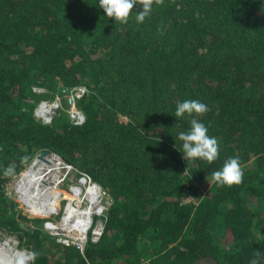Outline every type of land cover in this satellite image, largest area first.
<instances>
[{
  "label": "trees",
  "instance_id": "1",
  "mask_svg": "<svg viewBox=\"0 0 264 264\" xmlns=\"http://www.w3.org/2000/svg\"><path fill=\"white\" fill-rule=\"evenodd\" d=\"M78 85L83 124L62 109L50 124L33 115L55 94L65 108ZM184 100L210 108L198 119L219 142L212 164L182 159ZM44 149L111 199L82 251L44 252L46 233L2 188ZM231 157L243 181L217 187L211 174ZM0 229L32 245L30 264H250L264 253V0H164L127 24L98 0H0Z\"/></svg>",
  "mask_w": 264,
  "mask_h": 264
},
{
  "label": "clouds",
  "instance_id": "2",
  "mask_svg": "<svg viewBox=\"0 0 264 264\" xmlns=\"http://www.w3.org/2000/svg\"><path fill=\"white\" fill-rule=\"evenodd\" d=\"M163 3L164 0H98L104 16L121 24H127L133 13L136 22L143 23L153 6H160ZM209 111L210 108L198 100H184L176 105L175 117L178 120L189 118V129L178 133V140L182 142L181 154L184 161L202 160L212 164L218 159L219 142L215 137L208 135L207 127L198 119ZM243 176L244 169L239 157H231L225 160L220 170L211 174V181L217 187L238 186L242 183ZM35 255L30 253L28 258L32 259ZM262 260L264 253L257 250L250 264H261ZM19 264H23V259Z\"/></svg>",
  "mask_w": 264,
  "mask_h": 264
},
{
  "label": "rangeland",
  "instance_id": "3",
  "mask_svg": "<svg viewBox=\"0 0 264 264\" xmlns=\"http://www.w3.org/2000/svg\"><path fill=\"white\" fill-rule=\"evenodd\" d=\"M36 156H38V159L40 160H44V159L51 160L50 162L46 163L45 167L49 165L50 168L56 170L50 171L45 177L47 181H50L49 186L55 185L57 187L56 189L61 192L60 200L52 207L51 210L47 211L50 212L48 214L42 212H35L34 210H32V208L27 203L24 202L19 192L16 190L17 181L27 176L29 168L32 166V162L34 158H36ZM58 158L59 157L55 155L53 152L48 151L47 153L41 155V150L37 151L34 157L28 163H26L22 168L18 169L16 172L10 169V173H9L10 176L6 177L5 175V177L3 178V182L1 183L2 188H4V190L6 191V194L12 198L13 202H15L18 205V208L29 218L26 224L29 225L30 228L39 229L42 232L46 233V239L44 243H42L41 249L44 250V252H47L49 255H53L54 253H56V250L59 249V245L68 246L65 245L64 240H68L69 244H73V245L79 244V242L81 241L79 238L75 236L73 237L74 234H69V235L67 234L66 236V233L62 230H56V232H53L55 230L49 228L50 225L60 222L62 213L66 208L67 198L69 200V197H71L70 192L72 191L75 185L79 184V180L80 181L82 180L80 179L81 174L78 171L67 170L65 168H56L55 162L59 160ZM24 170H26L25 173L23 172ZM98 202L100 206H98L97 208L98 209L100 208V212L105 211L111 203V199L109 195H107L102 189H99ZM85 203L86 201L81 206L85 207L86 205ZM97 213L99 212L97 211ZM93 215H95L93 218V222L96 219H97L96 221L97 223L100 222L101 219L100 216L102 214H97V215L92 214V217ZM46 224H49V226L46 227L47 226ZM89 235L90 237H92L91 229L90 230L88 229L86 233V236ZM1 239L8 240L10 242L9 244H11V246L15 249L22 251L24 250L26 251L27 254L33 253L31 244L26 246L25 245L20 246V238L17 236L16 233L7 232L0 229V240ZM22 240H26V237L25 238L23 237ZM22 251H16L17 255L20 254L26 255ZM19 261L20 260L18 258L15 257L12 259V257L9 256V258L6 259V263L4 261L3 264H19ZM23 264H26L25 260H23Z\"/></svg>",
  "mask_w": 264,
  "mask_h": 264
},
{
  "label": "bare ground",
  "instance_id": "4",
  "mask_svg": "<svg viewBox=\"0 0 264 264\" xmlns=\"http://www.w3.org/2000/svg\"><path fill=\"white\" fill-rule=\"evenodd\" d=\"M50 161L51 160L48 159L35 160L29 168L27 176L20 179L16 185V190L19 192L21 198L35 212L48 214L50 212L47 211L51 210L52 207L60 200L61 192L56 189L57 187L55 185H46L45 182L47 181L45 176L50 171L56 170L49 169V165L45 167L46 163ZM83 182H86V179L83 178L80 181V184L83 185ZM98 193L97 184L89 185L86 189H82V192L79 186H74L70 192L71 197H69V200L67 198L66 208L62 213L60 222L50 225L49 228L55 231L62 230L66 233V236L67 234H74L73 237L75 236L82 240L86 236L90 221L92 220V214L95 212V206L98 201ZM85 201L86 205L82 208L81 205ZM9 243L10 242L8 240H0V264L4 261L6 263V259L9 258V256H11L12 259L15 257L19 260L23 259L26 264H29L30 259L23 254L17 255L16 249Z\"/></svg>",
  "mask_w": 264,
  "mask_h": 264
},
{
  "label": "built area",
  "instance_id": "5",
  "mask_svg": "<svg viewBox=\"0 0 264 264\" xmlns=\"http://www.w3.org/2000/svg\"><path fill=\"white\" fill-rule=\"evenodd\" d=\"M35 90L37 91H44V89L42 88H35ZM87 91V88L84 85H78V86H74L72 87L68 92H66L63 97L66 99L67 102V106L64 108V106L62 105V97L58 94H55L54 97L52 98H43L40 99L37 104L34 106L33 109V115L43 124H50L53 121V118L59 113V110L62 109L65 111V113L67 114L70 123H72L73 125H81L84 123L85 121V115L82 112L81 109H79L76 105V101L81 98L85 92ZM55 155H57L56 153H54ZM59 158V160H57L55 162V167L56 168H65L67 170H75L78 171L81 174L80 179H86V182H83V185L80 184V180H79V184L75 185V186H79L82 192V189H86L89 185H94L97 184L96 182H94L92 180V178L87 174L84 173L80 170H78L76 167H74L72 164L66 162L64 159H62L59 155H57ZM36 158L38 159V156H36ZM36 158H34L32 164L35 162V160H37ZM52 169V168H50ZM46 185L50 184V181H45ZM98 185V184H97ZM99 189H101V187L98 185V191ZM99 202L97 201L96 204V209L98 206H100V204H98ZM83 208V207H82ZM95 209V212L93 214H102L104 215V211L100 212V208L97 209V211L99 213H97ZM101 215V216H102ZM95 215H93L92 220L90 221V225H89V230L91 229V233H92V237L91 239H93L94 241H96L98 239V237L100 236L102 230H103V223L102 220L100 219V222H96V220H94L93 222V218ZM100 216V217H101ZM48 227L49 224H46ZM56 232V231H53ZM87 237L85 236L80 242L79 244H75V246L82 251L83 247L87 241ZM65 245H73V244H69L68 240H64ZM16 251H22V250H18L16 249ZM24 254H26V256H29V253L27 254L26 251H22ZM32 259L29 260V263Z\"/></svg>",
  "mask_w": 264,
  "mask_h": 264
},
{
  "label": "water",
  "instance_id": "6",
  "mask_svg": "<svg viewBox=\"0 0 264 264\" xmlns=\"http://www.w3.org/2000/svg\"><path fill=\"white\" fill-rule=\"evenodd\" d=\"M48 152V150H41V155H43V154H45V153H47ZM30 264V263H29Z\"/></svg>",
  "mask_w": 264,
  "mask_h": 264
},
{
  "label": "crops",
  "instance_id": "7",
  "mask_svg": "<svg viewBox=\"0 0 264 264\" xmlns=\"http://www.w3.org/2000/svg\"><path fill=\"white\" fill-rule=\"evenodd\" d=\"M18 181H19V180H18ZM18 181H17V182H18Z\"/></svg>",
  "mask_w": 264,
  "mask_h": 264
}]
</instances>
